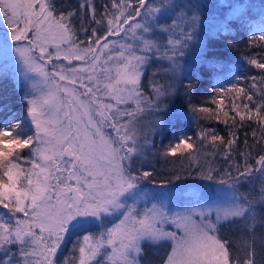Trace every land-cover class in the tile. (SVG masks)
<instances>
[{
    "label": "snow or ice",
    "instance_id": "1",
    "mask_svg": "<svg viewBox=\"0 0 264 264\" xmlns=\"http://www.w3.org/2000/svg\"><path fill=\"white\" fill-rule=\"evenodd\" d=\"M219 6L210 25L204 0H0V66L22 105L0 101V264H264V6L259 21ZM234 20L261 52L194 103V69L220 67L204 37L234 47ZM170 112L197 131L157 145ZM170 158L180 166L154 178ZM228 228L251 236L243 258Z\"/></svg>",
    "mask_w": 264,
    "mask_h": 264
},
{
    "label": "trees",
    "instance_id": "2",
    "mask_svg": "<svg viewBox=\"0 0 264 264\" xmlns=\"http://www.w3.org/2000/svg\"><path fill=\"white\" fill-rule=\"evenodd\" d=\"M67 5L73 6L75 3L73 0H66ZM106 0H95L96 5L98 6L97 10L100 11L99 5L105 3ZM110 2V0H109ZM225 3L240 5L245 13V15L250 18L259 21L260 20V9L264 6V0H225ZM205 4V16L206 20L210 25H214L216 21L223 19L230 11L228 7L219 6L220 0H204ZM232 32L230 37V42L234 45L232 48H226L224 46L228 41L221 40L218 36H213L211 32L213 29H210L209 32L205 35V43H206V54L204 55L205 61H212L213 64H219L220 67L211 68L207 63H200L196 69H194V73L199 77V90L195 93L194 103H203L206 99V93H209L211 88L213 87L214 80L216 77H220L223 79H227L229 74L236 70L235 64L240 61L242 56H253L259 54L261 52L260 47L254 46L252 49L248 48V40L249 36L245 34L244 30L240 28L239 21H233L230 25ZM83 38V37H82ZM247 69V71H245ZM193 73H189L192 75ZM241 75H247L249 77L256 76L259 77L261 75V70L255 69L254 67H249L245 65V68L240 69ZM145 83H147V79L145 78ZM252 81L249 80L247 83H244L242 86L250 87ZM260 87H264V82H259ZM20 91L16 90L15 81L9 75V70L0 66V101H3L8 105L9 112H15L19 114V110L22 108V105L19 101ZM177 106H181L186 109L187 105L183 104L182 101H176ZM214 107V106H213ZM176 109L174 108L173 111ZM0 119H3V115H0ZM164 119L170 120V124L168 127L164 128L163 131L155 136V141L157 145L163 142V144H168L169 140H172L175 136L180 135L181 133L185 135H193L197 131L196 123L190 118L186 117L179 121L175 120L172 117V113H168ZM204 125L211 124L214 127H218L222 133L226 130L222 124L217 125L215 121H203ZM253 127H256L253 125ZM252 128L244 129L239 133L241 143L244 140L245 133H248L249 141L251 140ZM257 136H259V129H257ZM258 149L253 151V156L257 154ZM174 161V163L162 164L157 163L156 168V178L159 180L160 177H163L167 174V169L172 167H179L181 161L176 158H170ZM187 165L188 161L183 162ZM223 161L219 158L213 163V166H223ZM163 169L164 171H161ZM187 188V185H184ZM250 187L245 185L244 188L241 189L242 192H248ZM255 192L259 193V184L257 183ZM188 200V196H177L173 200L174 205H182L186 203ZM226 236L230 237L233 241V247L236 248L239 246L240 254L243 258V254L245 251V240L251 243V236L244 237L242 233L235 228H228L225 230ZM259 234V230H258ZM257 248H259V241H257ZM145 259L155 260L158 259L163 254V249H156L150 246H145ZM259 255L257 259L259 260Z\"/></svg>",
    "mask_w": 264,
    "mask_h": 264
},
{
    "label": "rangeland",
    "instance_id": "3",
    "mask_svg": "<svg viewBox=\"0 0 264 264\" xmlns=\"http://www.w3.org/2000/svg\"><path fill=\"white\" fill-rule=\"evenodd\" d=\"M66 1V0H63V2ZM75 3H73V6L72 7H76L77 6V0H73ZM66 4V2H65ZM4 31V26L3 25H0V32H3ZM66 63V62H65ZM27 153H25L26 155ZM159 190V189H157Z\"/></svg>",
    "mask_w": 264,
    "mask_h": 264
}]
</instances>
